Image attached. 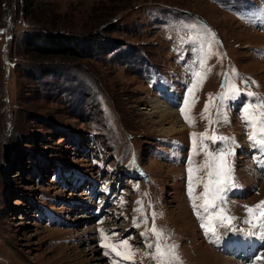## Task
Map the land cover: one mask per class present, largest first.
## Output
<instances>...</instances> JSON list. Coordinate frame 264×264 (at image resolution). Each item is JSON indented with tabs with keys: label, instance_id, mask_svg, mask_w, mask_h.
<instances>
[{
	"label": "rangeland",
	"instance_id": "obj_1",
	"mask_svg": "<svg viewBox=\"0 0 264 264\" xmlns=\"http://www.w3.org/2000/svg\"><path fill=\"white\" fill-rule=\"evenodd\" d=\"M0 16V264H111L101 228L116 233L114 242L129 239L136 264H154L140 235L153 213L162 243L175 246L182 264H244L204 240L187 193V159L190 133L209 127L201 118L209 94L235 83L238 98L210 106L220 123L209 134L234 138L228 159L244 194L233 190L223 206L238 218L235 229H249L239 216L264 200V176L249 167L241 108L252 99L248 91L264 96V0H0ZM35 29L75 40L57 37L49 44L56 51L42 53L32 45ZM209 43L218 54L207 60L212 71L196 92L195 124L180 107L162 121L149 114L150 99L175 96L169 89L182 103ZM164 85L168 94L160 96ZM174 119L185 127L160 134ZM203 160V153L194 157L197 165ZM202 191L201 184L196 194ZM101 202L107 214L96 216Z\"/></svg>",
	"mask_w": 264,
	"mask_h": 264
},
{
	"label": "snow or ice",
	"instance_id": "obj_2",
	"mask_svg": "<svg viewBox=\"0 0 264 264\" xmlns=\"http://www.w3.org/2000/svg\"><path fill=\"white\" fill-rule=\"evenodd\" d=\"M212 35L214 39V34ZM211 49L212 44L209 43L207 48H202L198 54L196 63H198L199 68L193 71L191 84L187 86L186 95L179 106L181 115L190 126L195 124V117L191 115V111L198 101L196 92L203 86L208 74L212 71L211 67L207 64V60L211 55L218 54L213 53ZM224 87L226 91L219 93L218 97H213L212 94H209V99L205 103L203 112L201 113V118L208 120L209 127L212 124L220 123V119L213 120L209 114L210 106L214 102V99L218 98L221 104H223L225 100H235L242 94L241 89L235 83L226 84ZM244 95L252 99L247 100L242 105L241 119L250 130L248 132V139L251 142V146L264 157V96L251 91H248ZM217 115L224 122H228V116L226 113H223L222 107L217 109ZM209 127H206L203 132L190 133L191 152L187 159V193L194 213L202 221L201 228L205 230L206 235H210L217 240L220 238L217 226L232 229L234 232L239 231L243 233L244 237H259L264 239V200L253 206L245 205L248 215L243 222L250 226L249 229L237 230L233 227L234 221L238 218L229 215L227 208L223 205L227 204L228 194L240 187L233 176L234 165L228 159L230 156L235 155L234 149L228 146V141L231 140L233 143L235 141L234 138L218 135L215 129L209 134ZM208 142H211L212 145L222 142L223 147L212 150L209 148ZM201 153L204 154V160L197 165L194 162V157ZM204 170H206L205 176H200L199 173ZM201 184L203 185V191L197 195L196 188ZM120 202L121 204L124 203L123 197L120 198ZM137 203L140 204V207L134 209V211L141 213L143 219L140 223L146 224L147 216H144L143 202L137 201ZM152 216L153 225L151 229H146L140 233L145 247L150 250L145 253V256H150L154 264H182L180 257L175 252V246L162 243L164 239L163 231L155 225L156 213H153ZM140 223H137L136 217L133 218V225L135 227H139ZM98 231L100 233V247L105 249L104 255L110 257L111 264H136V252L133 251L132 244L128 238L114 242L111 236L116 235V233L113 232L109 235L108 231L103 228ZM150 233L155 237L154 240L149 239ZM261 247H264V245ZM261 259H264V256L255 255L253 264H255V261Z\"/></svg>",
	"mask_w": 264,
	"mask_h": 264
},
{
	"label": "bare ground",
	"instance_id": "obj_3",
	"mask_svg": "<svg viewBox=\"0 0 264 264\" xmlns=\"http://www.w3.org/2000/svg\"><path fill=\"white\" fill-rule=\"evenodd\" d=\"M161 91V90H160ZM163 92V91H162ZM162 92L159 93V95L161 96L162 95ZM159 95H154V96H159ZM169 95L172 96L173 95V91L171 89H169ZM174 96V95H173ZM175 97V96H174ZM174 97H170V101H174V103H179V100L175 99ZM162 99L165 101L163 102ZM169 99L167 98H161V99H158V98H153V99H150V108H149V114L153 115V116H156L158 117L159 121H162L164 120L168 115H170L172 112L176 111V109L174 108V110L172 109V105H169ZM171 101V102H172ZM172 104V103H170ZM185 127V125H178V121L176 119L174 120H170L168 122V126L166 128H161L159 129V133L160 134H165V135H169V134H172V133H178L180 132L183 128ZM250 147V145H249ZM258 160L259 161H262L264 162V157L261 156V154L259 155L258 157ZM256 172V171H255ZM259 177V176H258ZM220 228V227H219ZM220 230V229H219ZM222 230V229H221ZM221 236H224L225 238H228L227 234L225 232H221L220 233V237ZM203 244H206L204 247H205V250L206 251H209V248H208V244L207 243H203ZM94 247V246H93ZM262 256L264 255V253L261 254Z\"/></svg>",
	"mask_w": 264,
	"mask_h": 264
},
{
	"label": "trees",
	"instance_id": "obj_4",
	"mask_svg": "<svg viewBox=\"0 0 264 264\" xmlns=\"http://www.w3.org/2000/svg\"><path fill=\"white\" fill-rule=\"evenodd\" d=\"M23 10L25 11L26 9L23 8ZM31 36L34 38V41H35L32 44L35 47V49L38 50L39 52L46 53V54L56 51L54 50L56 49V46H54L53 48L49 46L51 45V43L52 44L57 43L56 41L58 40L57 37H62L64 41H66V43H70L75 40L74 36H67L65 34H60L58 32L51 33V32H46L45 30H39V29L32 30ZM77 47L78 46H76V48ZM57 50H59L60 52L62 51L60 48H57Z\"/></svg>",
	"mask_w": 264,
	"mask_h": 264
}]
</instances>
